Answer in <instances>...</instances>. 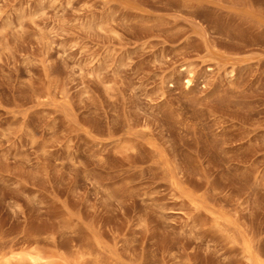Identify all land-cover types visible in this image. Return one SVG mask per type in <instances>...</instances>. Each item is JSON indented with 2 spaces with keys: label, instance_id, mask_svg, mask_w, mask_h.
<instances>
[{
  "label": "rangeland",
  "instance_id": "1",
  "mask_svg": "<svg viewBox=\"0 0 264 264\" xmlns=\"http://www.w3.org/2000/svg\"><path fill=\"white\" fill-rule=\"evenodd\" d=\"M22 246L264 264V0H0V251Z\"/></svg>",
  "mask_w": 264,
  "mask_h": 264
},
{
  "label": "bare ground",
  "instance_id": "2",
  "mask_svg": "<svg viewBox=\"0 0 264 264\" xmlns=\"http://www.w3.org/2000/svg\"><path fill=\"white\" fill-rule=\"evenodd\" d=\"M23 244H25V242ZM27 245H28V243H27ZM13 246H14V244H13ZM21 249L23 250V246H22ZM2 250H3V248L0 251V263L7 262L9 264H26V263H31V264H50V261H44L45 260V256L42 255V253L40 251H38V250H27V249H24L22 252H20L21 250L20 251H16V249H14V248H11L10 250H7V251H2ZM51 256H53V255H51Z\"/></svg>",
  "mask_w": 264,
  "mask_h": 264
}]
</instances>
